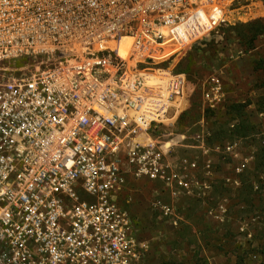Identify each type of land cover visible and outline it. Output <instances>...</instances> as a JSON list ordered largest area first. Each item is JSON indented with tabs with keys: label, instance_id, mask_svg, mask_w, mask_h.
I'll use <instances>...</instances> for the list:
<instances>
[{
	"label": "built area",
	"instance_id": "2783aa9c",
	"mask_svg": "<svg viewBox=\"0 0 264 264\" xmlns=\"http://www.w3.org/2000/svg\"><path fill=\"white\" fill-rule=\"evenodd\" d=\"M228 26L223 0H0V264H145L158 238L132 180L182 227L178 204L207 196L221 146L204 119L186 143L191 93L174 65ZM225 98L220 75L203 82L206 109ZM237 146L222 149L235 159Z\"/></svg>",
	"mask_w": 264,
	"mask_h": 264
},
{
	"label": "rangeland",
	"instance_id": "374dc122",
	"mask_svg": "<svg viewBox=\"0 0 264 264\" xmlns=\"http://www.w3.org/2000/svg\"><path fill=\"white\" fill-rule=\"evenodd\" d=\"M223 3L231 27L254 20L264 22V0H223ZM226 28L220 29L210 41L192 46L174 65L177 71L188 75L194 100L182 126L188 134L186 143L193 142L194 118L204 119L208 136L212 138L222 125L237 123L238 119L227 113V105L235 102L248 103L246 111L256 129L244 138L212 139V145L221 146L219 152H212V189L203 198L190 196L180 200L182 227L165 223L153 211L151 205L156 196L150 183L134 180L129 183L135 191L131 206L140 227L158 238L145 264H236L237 253L243 254L248 264H260L264 260L259 251L264 230V169L255 166L256 153L264 145V72L255 69L256 62L264 59V34L256 39L253 49L247 50L237 29ZM16 67L18 71L20 67L29 68L24 62L12 65ZM213 74L222 78L226 98L217 111L210 113L203 104L202 86ZM227 143H238L237 158L223 152ZM178 152L194 153L196 149L180 148ZM246 157H250V163L238 173L235 166ZM220 203L226 206L225 213H218L216 217L208 212L212 207L217 209Z\"/></svg>",
	"mask_w": 264,
	"mask_h": 264
},
{
	"label": "trees",
	"instance_id": "16d2710c",
	"mask_svg": "<svg viewBox=\"0 0 264 264\" xmlns=\"http://www.w3.org/2000/svg\"><path fill=\"white\" fill-rule=\"evenodd\" d=\"M243 27V30H240V28ZM227 28H236V27H231L230 25ZM226 28V29H227ZM237 32L239 37H241V42H243V45L246 46V49H253L255 46V41L256 39L264 34V22L262 20H254L251 21L247 24H241L240 27H237ZM245 41V42H244ZM246 43V44H245ZM182 44V43H181ZM256 70H262L264 72V59H259L256 62L255 65ZM194 100L191 99V106L181 114L178 122V127L183 130L184 123L186 121L188 113L191 111L189 110L194 106L193 103ZM248 106V103H231L227 105V113L232 115L233 118L238 119L237 123L227 126V125H222L221 130L217 131L214 133L215 139H222L223 137H228V138H234V137H248L253 133V131L256 129V125L252 123L250 120V117L246 111V108ZM207 111V110H206ZM208 112L213 113L214 111L208 110ZM200 119H193V122H198ZM192 122V123H193ZM211 136H207V144L212 146V143L214 141ZM187 153V152H184ZM255 166L257 169H264V145H261L258 149V152L256 153V161H255ZM262 238L263 242L261 244V247L259 249L260 254L264 258V230L262 232ZM236 264H248L246 262L245 256L243 254L237 253V263ZM260 264H264V260L261 261Z\"/></svg>",
	"mask_w": 264,
	"mask_h": 264
},
{
	"label": "water",
	"instance_id": "95a60500",
	"mask_svg": "<svg viewBox=\"0 0 264 264\" xmlns=\"http://www.w3.org/2000/svg\"><path fill=\"white\" fill-rule=\"evenodd\" d=\"M200 43H197L195 46H198Z\"/></svg>",
	"mask_w": 264,
	"mask_h": 264
}]
</instances>
